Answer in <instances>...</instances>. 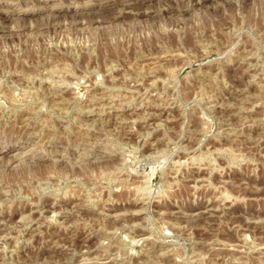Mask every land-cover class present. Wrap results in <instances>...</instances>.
I'll return each instance as SVG.
<instances>
[{
  "label": "rangeland",
  "instance_id": "rangeland-1",
  "mask_svg": "<svg viewBox=\"0 0 264 264\" xmlns=\"http://www.w3.org/2000/svg\"><path fill=\"white\" fill-rule=\"evenodd\" d=\"M212 4L0 0V264H264V19Z\"/></svg>",
  "mask_w": 264,
  "mask_h": 264
},
{
  "label": "clouds",
  "instance_id": "clouds-1",
  "mask_svg": "<svg viewBox=\"0 0 264 264\" xmlns=\"http://www.w3.org/2000/svg\"><path fill=\"white\" fill-rule=\"evenodd\" d=\"M212 7L218 10L223 8L225 12L249 19L253 17L264 19V0H213Z\"/></svg>",
  "mask_w": 264,
  "mask_h": 264
},
{
  "label": "bare ground",
  "instance_id": "bare-ground-1",
  "mask_svg": "<svg viewBox=\"0 0 264 264\" xmlns=\"http://www.w3.org/2000/svg\"><path fill=\"white\" fill-rule=\"evenodd\" d=\"M105 1H108V0H105ZM147 11V10H146ZM236 248V247H235ZM90 261V260H89Z\"/></svg>",
  "mask_w": 264,
  "mask_h": 264
}]
</instances>
